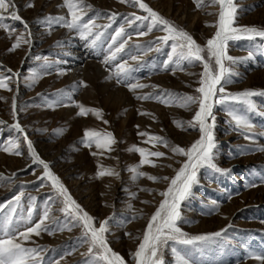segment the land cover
Segmentation results:
<instances>
[{
  "label": "rangeland",
  "instance_id": "374dc122",
  "mask_svg": "<svg viewBox=\"0 0 264 264\" xmlns=\"http://www.w3.org/2000/svg\"><path fill=\"white\" fill-rule=\"evenodd\" d=\"M19 1L22 6L20 15L31 21L34 32L37 33L35 43H22L16 51L10 52L9 48L16 37L25 33V29L10 19H6L5 23L14 30L12 36L0 29V65L3 66L0 67V73L5 76H12L16 71L19 73L18 77L9 81L12 91L15 84L21 86V93L17 96L19 123H25L29 134L34 137L36 145H39L43 160L60 178L72 198L94 217L96 226L108 219L109 232L106 233V238L109 246L125 259L126 264H135L131 253L141 242L136 238L142 237L150 216L157 210H151L157 201V192L164 191L168 184L166 181L154 183L146 177H137L131 169L139 164L141 158L131 149L138 146L164 152L165 157L151 158L156 167L145 165L141 171L158 177L175 175L174 170L181 166L180 162L185 158L174 155L163 145L153 147L144 143L147 137L138 135V132L159 135L170 144L182 147H188L197 140V129L181 130L174 123L191 120L196 106H192V110H186L176 104L166 105L162 101L170 99L169 93L198 95L195 89L199 87V74L203 68L198 62L189 64L183 61L179 67L175 63L168 64L172 42L160 45L157 38L166 33L159 28H154L146 36L139 35L147 30L149 22L129 23V20L133 13L139 16H146L147 13L130 2L84 0L90 6L84 16L85 20L94 19L100 26L110 24L106 29H97L104 34L92 47L90 40H81L75 31L57 24H53L49 31V26L41 23L45 17L61 16L53 9L51 2ZM59 1L63 3V0ZM143 2L175 26L188 32L201 46L216 31L206 28L199 20V16L206 19L210 9L219 8L208 6V0H204L200 7L194 0ZM30 3L35 6L28 7ZM235 3L238 6L237 26L264 29V0H235ZM112 13H116L114 21L109 19ZM196 15L198 18L194 21ZM120 27H124L125 31L121 37L116 38L117 44L113 45L112 37ZM128 36L131 39L124 50L117 54L115 60L105 63L111 51ZM70 37H74L76 44L68 45ZM24 38L29 37L25 35ZM102 43H105L104 51L100 54L97 50ZM157 45H160L159 51H147L145 54L147 49H155ZM74 50H80L88 59L79 65L69 60ZM228 55L235 58L236 63L225 61V65L231 69V73L225 77L226 93L248 89L264 91V37L229 41ZM92 56L95 59L90 58ZM133 57H139V60H134ZM94 61L111 74V82L97 77L92 63ZM124 61L128 62L131 72L127 78H118L117 67ZM83 67L87 69L83 76L72 75L71 70ZM8 68L12 69V73L6 71ZM185 76V80H182ZM158 77H164L170 85L162 86V83L155 81ZM81 81L87 87L81 86ZM177 82L181 86L176 87ZM132 83H140L146 87L130 91L128 85ZM153 86L161 87L163 91L152 88ZM118 89L124 90L121 94H125V98H122ZM12 91L0 89V121L3 122L0 123V208H3V212H0V235L5 215L12 208L16 211L11 230L17 234L37 223L45 209H51V217L56 221L53 223L50 219L46 222L51 234L41 232L40 236L32 235L29 241L24 242V246L42 247L44 264H55V261L60 264H86L89 257L82 255L87 252V244L82 243V229L73 226L71 231L67 230L65 225H71L73 221L59 211L62 207L61 198L51 188L50 182L37 179L43 174L42 166L27 160L30 156L26 144L15 137V128L12 127L15 123L11 116ZM137 96L158 98L142 100L137 99ZM251 99L256 105L254 110L235 101H227L214 107L217 141L215 163L229 171L225 175L202 168L198 174L199 183L193 187V195L183 203L181 209L182 220L179 226L189 235L211 234L225 228L228 229L227 232L223 237L196 249L169 242V247L164 249L163 254L165 264H175L171 247H175L182 255L187 252L195 264H260L252 256L264 253V95ZM76 104L101 109L103 119H98L91 113L86 117L77 115L79 109ZM154 107L164 110L172 108L175 113L167 115L164 112L160 119H153L152 116L157 115ZM140 112L152 115H140ZM230 112L247 119L254 126L251 131L237 128ZM104 120L108 123L105 124ZM88 129L112 132L117 140L112 151L101 154L95 145L85 147L82 139ZM58 130L62 134L58 135ZM248 136L252 139H247ZM10 140L20 144L19 150L23 155H10L3 151ZM94 152L98 154L94 156ZM98 165L114 169L119 176L98 178ZM118 181L120 185L116 192L114 189ZM21 192L23 196L16 202L15 197ZM112 194L115 196L113 199ZM5 205L8 207H4ZM147 205L151 207L147 208ZM29 212L31 223L28 222ZM134 232L137 237H133ZM125 233H131V236ZM204 259L208 263H203Z\"/></svg>",
  "mask_w": 264,
  "mask_h": 264
},
{
  "label": "snow or ice",
  "instance_id": "6c2138e0",
  "mask_svg": "<svg viewBox=\"0 0 264 264\" xmlns=\"http://www.w3.org/2000/svg\"><path fill=\"white\" fill-rule=\"evenodd\" d=\"M121 3L130 2L133 6H137L147 13L146 16H139L132 14V19L129 23L136 21H148L146 31L140 32L139 35L146 36L152 32L154 28L166 33V35L158 37L160 45H168L171 41V55L168 58V64L175 63L177 67L180 63L187 61L189 64L199 63L203 71L199 74V87L195 89L198 95H182L179 93H169V100H163L166 105L185 108L192 110V106H196L194 115L189 121H174L177 127L181 130L186 128H195L199 132V138L191 143L188 147H182L177 144H170V142L159 135H150L148 132L140 131L138 135L147 137L144 143H149L153 147L163 145L169 148L170 152L176 156H182L185 159L180 162L181 166L175 169V175L172 177H158L149 175L141 168L145 165L156 167L157 165L151 159L165 157V153L161 151H150L144 147L133 146L132 151H135L140 156L139 164L132 168L131 171L137 177H146L152 182L166 181L168 186L159 195L162 197L157 210L150 216L146 229L142 237H137L141 242L137 249L131 253L135 264H165L163 254L164 249L169 247V242L185 246H191L193 249L201 248L211 241L221 238L227 232V228L222 229L211 234L189 235L182 231L179 222L182 220V205L193 195V187L199 183L198 174L202 168L211 169L217 173L227 174L229 170L218 167L215 163V149L217 148V141L215 136L216 118L214 115V107L217 104H223L227 101H235L245 105L249 109H255L256 105L251 99L257 95H264V91L248 89L237 93H226L224 84L226 75L231 73L230 67L225 65V61L236 63L235 58L228 55V43L232 40L240 38L252 39L254 37H264V29L256 26H237L236 18L238 6L235 0H208V6H218V19L214 24H208L207 27H214L216 29L214 35L206 40V44L201 46L197 41L186 31L175 26L171 21L161 16L158 12L149 7L143 0H120ZM198 7L202 6L204 0H194ZM34 7V3L27 5ZM63 7L67 9L68 16L59 17H45L41 23L49 26L57 24L68 28L69 30L78 33L79 38L84 41L90 40V46L94 47L97 41L103 36V31H97L99 28L106 29L109 25H97L94 19H84L90 6L86 5L84 0H63ZM18 8L14 0H0V29L5 30L11 37L14 30L11 26L5 23L6 19L13 21H20L23 24L25 33L17 36L15 42L9 48L10 52L16 51L21 44L31 45V31L26 21H24L18 14ZM116 13H112L109 17L115 20ZM124 27H120L112 37V44H117V37H121L124 33ZM25 35L29 38L25 39ZM91 38V39H90ZM131 36L122 40L114 51H111L110 56L105 60L108 63L110 60H115L117 54L122 52ZM160 45L155 49L149 48L145 51L156 50L159 51ZM111 47V46H110ZM134 60H139V57H133ZM167 64L165 68H167ZM0 67H3L0 65ZM7 72L12 73V69H6ZM131 72L128 62L124 61L117 67V77L127 78ZM19 73H13L12 76H5L0 73V89L12 91L9 86V81L14 77H18ZM222 81L224 83H222ZM119 82V79H118ZM33 83H35V73H33ZM80 85L87 87L83 81ZM130 91H135L137 88H144L146 85L140 83H132L128 85ZM156 87V86H153ZM137 99L147 100L151 96H137ZM178 101V103H177ZM12 114L15 118L17 105L15 97L13 98ZM79 109L77 115L86 117L91 113L98 119H103V111L101 109L85 107L83 104H76ZM232 116L235 126L248 131L254 127L242 115L234 112L229 113ZM140 115H152L150 113L140 112ZM155 119L154 116H152ZM105 124L108 121H103ZM0 123H3L0 121ZM12 127L23 135L27 143V152L34 164L42 166L43 174L37 179L42 182H50V186L55 190L58 197L61 198L62 207L59 209L65 216L70 217L73 221L71 225H65L67 230L71 231L73 226L82 229V243L87 244V252L82 253L89 257L86 264H126L125 259L115 252L108 244L106 233L109 232L108 219H105L96 226L94 217H92L82 206L72 198L68 189L64 186L60 178L54 174L49 164L45 162L36 151L32 141L28 138L25 129L17 121ZM137 128L139 126L137 125ZM57 134H62L58 130ZM252 139L251 136L246 137ZM82 143L85 147L91 148L93 145L100 150L101 154L105 151H112V146L117 143V140L112 132H100L93 129L85 130ZM20 144L16 141H9L8 145L3 148V151L10 155H23L19 150ZM264 150V149H262ZM94 156L98 153H92ZM98 178L104 176H119V173L112 168H105L98 165ZM142 191H149L142 189ZM23 192L15 197L16 202H19ZM34 199V198H33ZM147 203V201H145ZM4 207H8L5 205ZM15 208H12L4 218L2 235H0V264H44L42 247H25L24 242L29 241L32 235L40 236L41 232H49L48 222L50 219L56 223L55 218L51 217V209H45L43 216L33 226L26 227L23 231L14 232L11 230L13 225V216L15 215ZM3 212V208H0ZM31 223V212L28 214ZM231 225H229L230 227ZM63 230V229H60ZM131 236V233H125ZM171 252L175 256V264H195L193 260L185 252L183 255L175 247H171ZM252 258L258 260L260 264H264V253L254 254ZM55 264H60L55 261Z\"/></svg>",
  "mask_w": 264,
  "mask_h": 264
},
{
  "label": "bare ground",
  "instance_id": "6f19581e",
  "mask_svg": "<svg viewBox=\"0 0 264 264\" xmlns=\"http://www.w3.org/2000/svg\"><path fill=\"white\" fill-rule=\"evenodd\" d=\"M43 1V0H42ZM47 2H51L52 3V7H53V9H55L57 12H58V14H60L61 16H68V13H67V10L65 9V7H63V3L62 2H60L59 0H46ZM14 3H15V5L17 6V8H18V14L20 15V12H21V8H22V6L20 5V1L19 0H14ZM122 6V5H121ZM214 7V6H213ZM152 8V7H151ZM138 9H140L139 7H138ZM140 11H143L142 9H140ZM219 12V8H216V7H214V8H212V9H210L209 11H208V17L206 18V19H203V18H201L200 16H199V20H201V22L202 23H204V26L206 27V28H209L210 30L211 29H215L214 27H207L206 25H208V24H214L216 21H217V19H216V17H218V15H217V13ZM21 16V18H22V15H20ZM187 16V15H186ZM188 17V16H187ZM185 18V16L184 17H182L181 19H182V21H183V19ZM196 18H198V15H196L193 19H194V21H195V19ZM23 19V18H22ZM214 19H216V21L214 20ZM24 21H26L27 22V24H28V26H29V29H30V31H31V37H30V39H31V43L33 44V43H35V38L37 37V33L36 32H34L35 30H34V26L31 24V21H29V20H27V19H23ZM10 21H12V22H14V23H18V24H20L23 28H24V26H23V24H21L20 23V21H13V20H11L10 19ZM193 22V21H192ZM41 29V28H40ZM39 29V30H40ZM209 29H207L208 31H209ZM42 30V29H41ZM207 30H206V32H207ZM140 39H141V37H140ZM105 40V39H104ZM132 41V40H131ZM74 44H76V41H75V39H74V37L72 38V37H70L69 38V40H68V45H74ZM103 44H105V43H102V45H101V47L99 48V50H97V51H99L98 53H100V54H102L103 53V51H104V45ZM90 58H92V59H95V57L94 56H92V57H90ZM88 58H87V56H86V54H82V52L80 51V50H74L73 51V53H72V55H71V57H70V59L69 60H71V61H75L76 63H77V65H79L80 63L82 64V63H84L86 60H87ZM71 61H69V63L71 62ZM67 63V62H66ZM93 63V65L95 66V70H96V73L98 74V78H105V79H107L108 81H112V78H111V74L110 73H108L107 71L105 72V70H104V68H102V66L100 65L99 66V63L98 62H96V61H94V62H92ZM86 67H83V68H77V69H74V70H71V73H72V75L73 76H77V77H79V75H81L82 74V76H83V74L86 72ZM16 73H17V71H16ZM110 78V79H109ZM185 78H186V76L185 77H183V79L182 80H185ZM110 81V82H111ZM155 81H159L160 83H162V86H169L170 84L169 83H167L166 81L167 80H165L164 79V77H162V78H160V77H158L157 79H155ZM177 85L178 86H176V87H179V86H181V83H179V82H177ZM152 88H156V89H158V90H160V91H163V88H161V87H152ZM123 89V88H122ZM152 90V89H151ZM118 91L120 92V94L124 91V90H120V89H118ZM21 93V86L20 85H17V84H15V86H14V88H13V91H12V94H13V98L15 97V102H16V105H17V96L19 95ZM118 94V93H117ZM119 94V95H120ZM122 95V98H125L124 97V95L125 94H121ZM12 103H13V99H12ZM11 110H12V108H11ZM154 110L157 112V115L155 116V118L156 119H160L161 118V116L163 115L162 113H164V112H166L165 114H167V115H172V114H174L175 113V110L174 109H172V108H169L168 110H164L163 108H159V107H154ZM11 116L13 117V114H11ZM164 116V115H163ZM13 121H14V123H16L17 121L19 122L20 120H19V115H18V111H17V109H16V115H15V118L13 117ZM20 125L25 129V132H26V134H27V136H28V138L32 141V143H33V145H34V147H35V149H36V151L38 152V154H40L41 155V157H42V159H43V155L41 154V152H40V149H38V146L36 145V142H35V140H34V137L33 136H31L30 134H29V132H28V130H27V128H26V125H25V123L24 122H21L20 123ZM156 127V126H155ZM157 127L159 128V125H157ZM156 127V128H157ZM14 133H15V137L16 138H18L19 140H22L23 141V143H25L26 144V146H27V143H26V141L24 140V138H23V135L22 134H20V133H18L17 131H13ZM27 160H30L31 162H32V160H31V158L30 157H27ZM53 163L55 162V161H52ZM51 163V162H50ZM167 168H169V167H167ZM173 169V168H172ZM174 170V169H173ZM173 170H171L170 169V171H173ZM115 180V179H114ZM67 181V180H66ZM115 181H117V180H115ZM119 185H120V183H119V181L116 183V185H115V189H114V191H116L117 192V190H118V187H119ZM77 187V186H76ZM79 189V188H78ZM78 189H76V191L75 192H77V190ZM158 193V197H157V201H156V203H155V205H154V207L151 209V210H155V209H157V207H158V205H159V203H160V201H161V196L159 195V193L160 192H157ZM113 198H115V196L112 194V198L111 199H113ZM107 206V205H106ZM149 207H151V205H147V208H149ZM108 208H109V210H110V205H108ZM131 226V225H130ZM134 226V225H133ZM132 228V227H131ZM134 228V227H133ZM136 232H134L133 233V237H137L136 236V234H135ZM80 255V254H79ZM78 255V256H79ZM203 263H208V261L207 260H203Z\"/></svg>",
  "mask_w": 264,
  "mask_h": 264
}]
</instances>
